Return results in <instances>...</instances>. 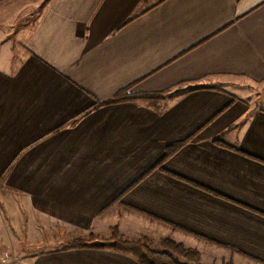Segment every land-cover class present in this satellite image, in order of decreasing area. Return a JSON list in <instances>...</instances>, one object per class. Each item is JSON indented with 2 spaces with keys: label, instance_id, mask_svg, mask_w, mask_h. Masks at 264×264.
Wrapping results in <instances>:
<instances>
[{
  "label": "crops",
  "instance_id": "0c3cea01",
  "mask_svg": "<svg viewBox=\"0 0 264 264\" xmlns=\"http://www.w3.org/2000/svg\"><path fill=\"white\" fill-rule=\"evenodd\" d=\"M123 90L140 97L106 103ZM113 227L264 264V0H0V230Z\"/></svg>",
  "mask_w": 264,
  "mask_h": 264
},
{
  "label": "trees",
  "instance_id": "16d2710c",
  "mask_svg": "<svg viewBox=\"0 0 264 264\" xmlns=\"http://www.w3.org/2000/svg\"><path fill=\"white\" fill-rule=\"evenodd\" d=\"M136 94L123 90L106 103H117L137 99ZM99 105V104H98ZM179 144L177 146H181ZM149 239L143 237L139 240H126L117 227L111 228V235L108 239H100L94 234H89L84 239H77L64 248H101L111 249L134 256L140 264H190L189 262H199L201 254L193 249L187 248L181 243L167 238L163 241V250H153L149 246ZM176 256L185 258L189 262H181Z\"/></svg>",
  "mask_w": 264,
  "mask_h": 264
},
{
  "label": "rangeland",
  "instance_id": "374dc122",
  "mask_svg": "<svg viewBox=\"0 0 264 264\" xmlns=\"http://www.w3.org/2000/svg\"><path fill=\"white\" fill-rule=\"evenodd\" d=\"M89 234H94L96 235V237L97 236L100 237V239H108L110 237V236L102 237L92 232ZM89 234L86 235L83 233H78V234H65L64 235V232H63L61 236H57L55 238L56 239L55 241L50 240V241H46L45 244L32 245L26 241L24 235H21L17 231L15 233L11 231L8 235V234H5L4 231L0 230V264H27L29 260L33 256H35L37 253H39L40 251H45V250H50V249H55V248H58V249L64 248L65 246L75 243V240L77 239H84ZM124 239L129 240L126 237H124ZM148 243H149V246L153 250H156V251L163 250V244L157 247L156 245L150 242V239ZM200 256L202 260V255ZM176 258L181 262H189L185 258L180 257V256H176ZM201 260L199 262H189V263L190 264H202ZM228 264H231V263H228Z\"/></svg>",
  "mask_w": 264,
  "mask_h": 264
}]
</instances>
